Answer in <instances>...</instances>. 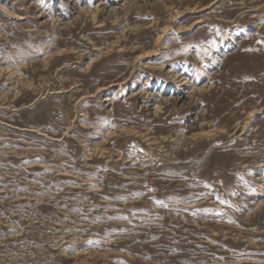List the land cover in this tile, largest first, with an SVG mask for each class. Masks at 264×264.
<instances>
[{
  "label": "rangeland",
  "instance_id": "obj_1",
  "mask_svg": "<svg viewBox=\"0 0 264 264\" xmlns=\"http://www.w3.org/2000/svg\"><path fill=\"white\" fill-rule=\"evenodd\" d=\"M0 264H264V0H0Z\"/></svg>",
  "mask_w": 264,
  "mask_h": 264
}]
</instances>
